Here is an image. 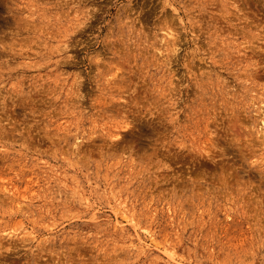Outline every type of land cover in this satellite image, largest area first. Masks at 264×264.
<instances>
[{
    "label": "rangeland",
    "instance_id": "rangeland-1",
    "mask_svg": "<svg viewBox=\"0 0 264 264\" xmlns=\"http://www.w3.org/2000/svg\"><path fill=\"white\" fill-rule=\"evenodd\" d=\"M263 110L264 0H0V264H264Z\"/></svg>",
    "mask_w": 264,
    "mask_h": 264
},
{
    "label": "bare ground",
    "instance_id": "bare-ground-1",
    "mask_svg": "<svg viewBox=\"0 0 264 264\" xmlns=\"http://www.w3.org/2000/svg\"><path fill=\"white\" fill-rule=\"evenodd\" d=\"M171 35H172V34H171ZM258 40H259V39H258ZM173 95H174V94H173ZM263 112H264V110H263ZM263 112H262V114H263ZM263 115H264V114H263ZM263 122H264V121H263ZM263 122H262V123H263ZM263 135H264V133H263ZM207 155H208V154H207Z\"/></svg>",
    "mask_w": 264,
    "mask_h": 264
}]
</instances>
